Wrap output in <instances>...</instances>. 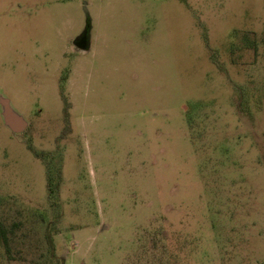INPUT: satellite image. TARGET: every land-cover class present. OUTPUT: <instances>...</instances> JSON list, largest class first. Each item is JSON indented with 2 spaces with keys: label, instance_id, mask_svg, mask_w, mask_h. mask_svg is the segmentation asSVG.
<instances>
[{
  "label": "rangeland",
  "instance_id": "rangeland-1",
  "mask_svg": "<svg viewBox=\"0 0 264 264\" xmlns=\"http://www.w3.org/2000/svg\"><path fill=\"white\" fill-rule=\"evenodd\" d=\"M1 99L0 264H264V0H0Z\"/></svg>",
  "mask_w": 264,
  "mask_h": 264
},
{
  "label": "water",
  "instance_id": "water-1",
  "mask_svg": "<svg viewBox=\"0 0 264 264\" xmlns=\"http://www.w3.org/2000/svg\"><path fill=\"white\" fill-rule=\"evenodd\" d=\"M88 34L86 33L85 35H82L79 40H78V46L81 48V50H87L89 48V43H88ZM4 111H3V116L5 119L6 125L11 129L12 132L14 133H21L26 129V123L24 120L17 115L9 106V102L5 99L0 100Z\"/></svg>",
  "mask_w": 264,
  "mask_h": 264
},
{
  "label": "trees",
  "instance_id": "trees-1",
  "mask_svg": "<svg viewBox=\"0 0 264 264\" xmlns=\"http://www.w3.org/2000/svg\"><path fill=\"white\" fill-rule=\"evenodd\" d=\"M89 30V29H88ZM0 238L3 240V242L6 244V246H7V242H8V238H7V236H6V232H5V230L2 228L1 230H0ZM58 263H60L61 264V262H58Z\"/></svg>",
  "mask_w": 264,
  "mask_h": 264
},
{
  "label": "crops",
  "instance_id": "crops-1",
  "mask_svg": "<svg viewBox=\"0 0 264 264\" xmlns=\"http://www.w3.org/2000/svg\"><path fill=\"white\" fill-rule=\"evenodd\" d=\"M87 39H88V37H87ZM88 43H89V40H88ZM89 46H90V43H89Z\"/></svg>",
  "mask_w": 264,
  "mask_h": 264
}]
</instances>
